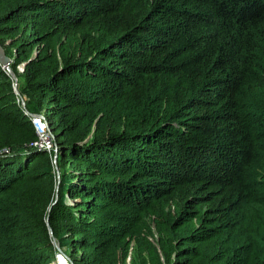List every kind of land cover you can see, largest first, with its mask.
<instances>
[{
	"label": "trees",
	"instance_id": "1",
	"mask_svg": "<svg viewBox=\"0 0 264 264\" xmlns=\"http://www.w3.org/2000/svg\"><path fill=\"white\" fill-rule=\"evenodd\" d=\"M0 42V264H264V0H0Z\"/></svg>",
	"mask_w": 264,
	"mask_h": 264
},
{
	"label": "built area",
	"instance_id": "2",
	"mask_svg": "<svg viewBox=\"0 0 264 264\" xmlns=\"http://www.w3.org/2000/svg\"><path fill=\"white\" fill-rule=\"evenodd\" d=\"M19 102L21 101L19 100ZM23 104L24 102L22 101V106H24ZM32 122L39 136V140L35 142L34 145L42 150H47L49 152L53 150L56 152L58 150L57 145L53 141V136L45 115L43 114L39 117L32 118Z\"/></svg>",
	"mask_w": 264,
	"mask_h": 264
},
{
	"label": "water",
	"instance_id": "3",
	"mask_svg": "<svg viewBox=\"0 0 264 264\" xmlns=\"http://www.w3.org/2000/svg\"><path fill=\"white\" fill-rule=\"evenodd\" d=\"M12 62H13L12 59L9 56H7L6 50L2 46V44L0 42V65L3 67V69H5L7 71L8 75L15 82V84H14V91H15L16 95H17V93H18V95H20L19 94V89H18V78H17L16 74L14 73V71L11 68ZM22 66H23V72H24L25 64L22 65ZM23 105H24L23 107H25V102H24ZM55 158H57V151L55 152ZM59 175L60 174L58 173V178L60 179V176ZM57 199H58V197L56 198V201H57ZM47 222H48V220H47ZM49 230H50L51 235H53V232H52L50 226H49ZM55 245L59 249V246H58V244L56 242H55ZM60 255H62L63 257H66L67 258L68 262L67 261L66 262L68 264H73L72 262H70L69 258L65 254L60 253Z\"/></svg>",
	"mask_w": 264,
	"mask_h": 264
},
{
	"label": "rangeland",
	"instance_id": "4",
	"mask_svg": "<svg viewBox=\"0 0 264 264\" xmlns=\"http://www.w3.org/2000/svg\"><path fill=\"white\" fill-rule=\"evenodd\" d=\"M18 70H19V72L20 73H22L23 72V66L22 65H20V66H18ZM15 84V83H14ZM18 89H19V87H18ZM19 94H20V92H19ZM17 95H18V93H17ZM53 141H54V137H53ZM55 143V142H54ZM59 173V172H58ZM60 174V173H59ZM60 176V175H59ZM57 198V197H56ZM69 205H73L74 204V201H69L68 200V202H67ZM153 230H154V232H155V237L152 239V241L154 242V243H156V239H157V234H156V231H155V229L153 228ZM132 257H133V249L131 250V253H130V255H129V257L126 259V262L125 263H122V264H132ZM65 258V260L68 262V260H67V258L66 257H64ZM53 264H61V262L59 261V257H58V255H57V257L55 258V261L53 262Z\"/></svg>",
	"mask_w": 264,
	"mask_h": 264
},
{
	"label": "bare ground",
	"instance_id": "5",
	"mask_svg": "<svg viewBox=\"0 0 264 264\" xmlns=\"http://www.w3.org/2000/svg\"><path fill=\"white\" fill-rule=\"evenodd\" d=\"M58 256H59V254H58ZM62 256V255H61ZM61 258V257H60ZM60 258H59V261L61 262V264H68L67 262H66V260H65V258L62 256V261L60 260Z\"/></svg>",
	"mask_w": 264,
	"mask_h": 264
},
{
	"label": "clouds",
	"instance_id": "6",
	"mask_svg": "<svg viewBox=\"0 0 264 264\" xmlns=\"http://www.w3.org/2000/svg\"><path fill=\"white\" fill-rule=\"evenodd\" d=\"M60 255V254H59Z\"/></svg>",
	"mask_w": 264,
	"mask_h": 264
}]
</instances>
